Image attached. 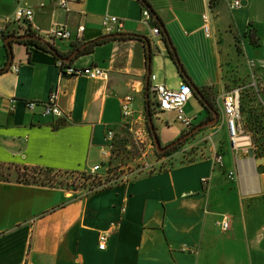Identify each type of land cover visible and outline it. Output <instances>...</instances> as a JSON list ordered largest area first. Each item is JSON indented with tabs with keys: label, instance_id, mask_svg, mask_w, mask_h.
<instances>
[{
	"label": "crops",
	"instance_id": "obj_1",
	"mask_svg": "<svg viewBox=\"0 0 264 264\" xmlns=\"http://www.w3.org/2000/svg\"><path fill=\"white\" fill-rule=\"evenodd\" d=\"M144 1L19 3L33 11L32 32L63 59L87 44L70 61H60L107 73L106 79H89L63 75L54 53L17 41L11 42L10 60L5 41L24 35L25 24L13 19L16 1L0 0V164L82 172L100 163L106 132L124 134L126 96L133 97L132 119L141 126L147 72L157 69L155 56L164 58V71L173 62L165 33L186 76L198 89H211L217 107L225 92L254 88L263 77L264 0H242L234 11L223 0L214 9L209 0ZM204 14L212 17L209 38L202 31ZM105 16L122 21L121 34L132 38L101 39L114 35L103 30ZM55 26L69 31L71 39L50 40L47 33ZM153 27L161 37L153 36ZM250 32L257 43L250 42ZM136 36L149 42L150 54ZM184 80L157 84L177 89ZM53 92L62 116L27 109L26 102H45ZM185 113L195 126L207 117L193 96ZM153 123L161 146L187 132L173 113ZM212 129L225 140L217 147L220 164L210 152L82 197L16 179L0 182V264H264V149L253 152L255 161L249 148H233L219 110L217 123L206 131ZM207 136L212 139L213 133ZM224 221L227 230L220 226ZM101 234L107 235L103 250Z\"/></svg>",
	"mask_w": 264,
	"mask_h": 264
},
{
	"label": "built area",
	"instance_id": "obj_2",
	"mask_svg": "<svg viewBox=\"0 0 264 264\" xmlns=\"http://www.w3.org/2000/svg\"><path fill=\"white\" fill-rule=\"evenodd\" d=\"M18 3V6L15 10L13 19L17 23L23 22L28 24L33 19V11L19 4L22 0H14ZM83 1V0H78ZM242 0H223L227 8L230 11L238 10L241 8ZM142 17L144 21L149 22L151 16L147 10L142 12ZM212 17L210 14L202 15V31L204 35L209 38L212 37V27H211ZM26 27V26H25ZM102 27L106 34H121L123 31V23L118 18L113 16H105L102 20ZM21 30V29H20ZM84 27H79L78 33H82ZM152 34L156 38L161 37V31L158 27L152 28ZM47 37L50 40L60 39V40H70L71 33L61 26H55L47 33ZM60 72L69 77H86L89 79H106L107 73L103 69L98 67L91 68H73L71 66L65 65L62 61L58 60L57 62ZM155 81V76L150 75L149 77V91L151 92L153 99L155 101L154 109L155 114L160 113H173L175 116V121L183 126V128L188 131L192 128V120L187 117L185 113V107L189 99L193 96L192 90L188 84L182 83L177 89H169L163 84H152ZM255 85V84H254ZM255 88V87H254ZM256 91V90H255ZM240 97L241 89H231L224 94H222L218 99V110L219 113L226 125L229 143L233 148H249L248 151L260 152L263 147L257 146L252 139L250 133H248L241 121L240 116ZM57 93L53 92L47 101L45 102H26L25 105L29 111H34L35 109H40V114L43 117L52 116L60 117L62 116V111L57 105ZM132 102L133 97L126 96L121 105L122 118L124 119L123 128L128 132L137 134L140 128L137 126L140 124L135 122L132 119ZM144 123V122H143ZM143 125V124H142ZM142 127V126H141ZM116 133L112 130L106 132L105 135V145L101 151V161L100 163L94 165L87 171H82L86 176H90V179H97V186L90 185L87 187V194L100 191L103 189H108L116 185H124L130 181L134 176L131 175H122L119 178L111 177L107 171L102 173L103 164L107 163L113 154L115 149V139ZM244 139L243 143L236 142L235 140ZM211 140V136H205L203 141ZM183 145V144H182ZM179 146L175 151L177 154H181L184 157L187 156L188 152H191V149L196 147V143H191L185 147ZM211 154L213 155V160L215 163L220 164L222 161V156L219 155L216 150L213 148ZM254 159L258 157L253 154ZM264 156V154H263ZM232 173H230V177ZM132 177V178H131ZM89 179V180H90ZM206 179H202V183H205ZM86 195V194H85ZM219 224V223H218ZM220 226L223 230L228 229V222L224 221L220 223ZM107 241V235L101 234L98 237V248L103 250ZM25 264V263H22Z\"/></svg>",
	"mask_w": 264,
	"mask_h": 264
},
{
	"label": "rangeland",
	"instance_id": "obj_3",
	"mask_svg": "<svg viewBox=\"0 0 264 264\" xmlns=\"http://www.w3.org/2000/svg\"><path fill=\"white\" fill-rule=\"evenodd\" d=\"M155 57V59L157 60V69L155 71H152V74L155 76V78H157V80H155L152 84L154 85L158 82H163L167 78L168 86H176L181 78L174 63L169 60L167 62L169 68L167 69V71H164V67L162 66L164 58L160 55ZM254 87L258 94L261 93L260 96H257L254 92L253 95H250L248 92H244L245 89H241V96L248 94L251 97L250 101L242 97V117L245 115H247L248 117L249 113H252L256 109H258L256 108L257 103L255 99L257 100L259 105H262V107L264 108V78H260L258 81H256V86ZM142 115V127L140 126V124L137 126V129L138 127L140 128L137 134L124 130V134L115 139V149L113 151L111 159L107 163L103 164L102 173L107 171L112 175L111 177L119 178L122 175H131L134 177H138L143 174H150L157 171L166 170L172 165L179 162H190L197 157L205 158L206 154L212 152L213 148L217 152V147H219L220 141H225L224 138H219V135L215 133L216 130L212 129L210 131H206V127L198 134L194 135L192 138L186 140L183 143L182 147H185L187 144L190 145L191 143H196V147L192 148L191 152H188L186 157L179 153L177 154L176 152H172L169 155L160 157L157 155L152 135L148 132L147 129L145 102L144 112ZM154 118H160L161 120L164 118V113L154 115L152 117V120H154ZM241 121L242 123L245 122L244 118L243 120L241 118ZM208 133H213L212 139L203 141V138ZM15 177L16 175L13 172L10 179H15ZM83 178L87 177L83 176ZM83 178L80 179V177H70L60 179V181H64V185L55 184L54 186L57 188L66 189L73 196L82 197L87 194V192H89L87 191V187H89L90 185H93L94 187L97 186V179L83 180ZM65 183L68 185H65Z\"/></svg>",
	"mask_w": 264,
	"mask_h": 264
},
{
	"label": "trees",
	"instance_id": "obj_4",
	"mask_svg": "<svg viewBox=\"0 0 264 264\" xmlns=\"http://www.w3.org/2000/svg\"><path fill=\"white\" fill-rule=\"evenodd\" d=\"M220 1L221 0H209L210 8L214 9L215 7H217V5L219 4ZM25 26L26 27L21 28L24 35H31V36L39 37L34 32H32V30L30 29V26L27 23L25 24ZM247 36H248V38L252 44L257 43V41L255 40V36H254L253 32L248 33ZM2 37H3V39H6V38H4L3 35H2ZM12 37H15V35H12ZM136 37L139 38L140 40H145L143 37H139V36H136ZM119 38L120 39H130L132 37L131 36H121ZM163 40L166 41V43H168V44L170 43V41L168 39V35L166 33H165V37L163 38ZM19 43L24 44V45L33 46L38 50H42V51L51 53V51L49 50L47 45H45L39 41H36V40L19 41ZM95 44H97V43L95 42ZM172 49H173V47H172ZM172 49L171 48H170V50L168 49V56L174 62V64H176V68L178 70L180 77L185 78L186 74H185L183 68L179 67L178 57H177L175 51L173 52ZM8 58L9 59L11 58V53H9V52H8ZM58 60H60V59L58 58ZM262 78H264V75ZM183 83L188 84V85L191 84V83H188L186 80H184ZM198 90L201 92L204 99L215 110V112L218 113V107L216 105V101H215L214 96H213L214 94H213V92H211V89L200 88ZM244 92L245 93L248 92L250 95L251 94L253 95V92L256 93L257 96L261 95V93L258 94L252 86H248V90L246 89V90H244ZM250 95L246 94V95H242L240 97V116H241L242 120L244 118V120H245V122H243L244 128L248 133L251 134L253 142L257 146L263 147L264 146V108L262 107V105H259V103L257 102V100L254 97V99L257 103L256 108H258V109H256L252 113H249L248 117H247V115L242 117V114H241L242 113V104H241L242 103V97L245 99H248L250 101V98H251ZM198 101L207 112V117L203 122H207V121L212 120L213 114L208 111V109L203 105V103L200 100H198ZM154 105H155V101L153 99L151 92L149 91V88H148V99L145 100V110H147V106H149L148 110H149V115L151 118L154 115H156ZM146 115H147V113H146ZM203 122H201V123H203ZM194 127L195 126H193L192 128H194ZM147 129H148V132L151 133L150 129L148 127V124H147ZM155 131L157 133L156 127H155ZM183 135H181V136H183ZM182 144L178 145L177 147L172 148L171 150H168L163 155H160L158 153H157V155L160 157L169 155L170 153L175 151ZM12 171L15 172V175H16L15 179L18 183H23L26 185H37V186H42V187H55L54 186L55 184L64 185V181H60V179L70 178V177H80V179H82L83 176L84 177L86 176L85 174H83L82 172H79V171H59V170H54V169H50V168H43V167H29V166L20 167V166H11V165L0 164V182H9L10 177L12 176ZM86 177L87 178H83V180H85V179L89 180L90 179V176H86ZM65 185H68V184L65 183ZM81 186H84V185H81Z\"/></svg>",
	"mask_w": 264,
	"mask_h": 264
},
{
	"label": "water",
	"instance_id": "obj_5",
	"mask_svg": "<svg viewBox=\"0 0 264 264\" xmlns=\"http://www.w3.org/2000/svg\"><path fill=\"white\" fill-rule=\"evenodd\" d=\"M142 1H143V3H145L144 0H142ZM121 36H123V34H114V35H108V36L102 37L101 39L119 38ZM25 40H36V41H39V42L47 45L49 50L52 53H54V55L57 58H59L60 60H62L64 62L70 61L71 57L75 56L80 51L81 48H84L87 45V44H85L80 49L76 50L75 53L71 57H69L67 59H63L56 52V50L49 43L45 42L43 39H41L39 37H36V36H31V35H22V36L9 37V38L6 39L5 44H6L8 52L12 53V49H11V42L12 41L19 42V41H25ZM145 42H146V45H147V53L150 54V44H149V42L146 39H145ZM168 46L172 49V46H171L170 43L168 44ZM172 50L174 52V49H172ZM11 59H12V57L10 58V60ZM149 61H150V56H148V62ZM178 65H179V67H181L180 62L178 63ZM149 77H150V71L148 70L147 75H146V84H145V100L148 99V88H149V84H150L149 83ZM185 79L189 83H191L190 79L187 76H185ZM190 88L192 90L193 97H196V99L200 100L203 103V105L208 109V111L213 114V119L210 120V121L203 122V123H200V124L196 125L194 128H192L190 131H188L183 136L179 137L174 142L170 143L169 145H167L165 147H162L161 144H160V140H159V138L157 136V133L155 131L153 120H152V118L149 115V110H148L149 106H147V110H146V113H147V124H148V127H149L151 135H152V139H153L154 146L156 148V152L158 154H160V155L165 154L168 150H171L172 148L176 147L180 143H184L186 140H188L191 137H193L194 135L198 134L204 128L212 126V125H215L217 123V121H218V113L215 112V110L210 106V104L204 99L203 95L198 90V88L196 86H194L192 83L190 85ZM248 155L251 158L254 159L253 152L251 150L248 152ZM255 161H257V160H255Z\"/></svg>",
	"mask_w": 264,
	"mask_h": 264
},
{
	"label": "bare ground",
	"instance_id": "obj_6",
	"mask_svg": "<svg viewBox=\"0 0 264 264\" xmlns=\"http://www.w3.org/2000/svg\"><path fill=\"white\" fill-rule=\"evenodd\" d=\"M236 142H238V144L239 143H243L242 141H244V139H238V140H235Z\"/></svg>",
	"mask_w": 264,
	"mask_h": 264
},
{
	"label": "flooded vegetation",
	"instance_id": "obj_7",
	"mask_svg": "<svg viewBox=\"0 0 264 264\" xmlns=\"http://www.w3.org/2000/svg\"><path fill=\"white\" fill-rule=\"evenodd\" d=\"M180 144H182V143H180ZM180 144H179V145H180ZM177 146H178V145H177ZM177 146H176V147H177ZM162 147H165V146H162Z\"/></svg>",
	"mask_w": 264,
	"mask_h": 264
}]
</instances>
